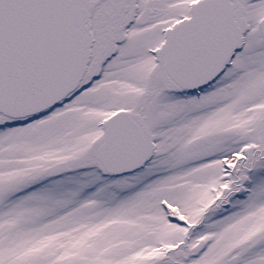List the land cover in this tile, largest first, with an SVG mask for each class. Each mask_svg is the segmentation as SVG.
Here are the masks:
<instances>
[{
    "label": "snow or ice",
    "instance_id": "1",
    "mask_svg": "<svg viewBox=\"0 0 264 264\" xmlns=\"http://www.w3.org/2000/svg\"><path fill=\"white\" fill-rule=\"evenodd\" d=\"M0 264H264V0H0Z\"/></svg>",
    "mask_w": 264,
    "mask_h": 264
}]
</instances>
